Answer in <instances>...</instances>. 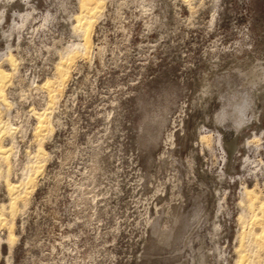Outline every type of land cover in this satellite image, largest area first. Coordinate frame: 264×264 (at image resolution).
Instances as JSON below:
<instances>
[{
	"label": "rangeland",
	"instance_id": "374dc122",
	"mask_svg": "<svg viewBox=\"0 0 264 264\" xmlns=\"http://www.w3.org/2000/svg\"><path fill=\"white\" fill-rule=\"evenodd\" d=\"M78 13L79 0H0L9 177L39 140L46 152L0 223V264H237L243 190L264 198V0H104L35 136L42 84L82 42Z\"/></svg>",
	"mask_w": 264,
	"mask_h": 264
},
{
	"label": "bare ground",
	"instance_id": "6f19581e",
	"mask_svg": "<svg viewBox=\"0 0 264 264\" xmlns=\"http://www.w3.org/2000/svg\"><path fill=\"white\" fill-rule=\"evenodd\" d=\"M104 0H79V13L75 15L74 29L82 36V42L77 43L69 48L61 60L57 62L55 77H49L42 84L48 92L49 103L46 104L44 110L35 111L36 118L35 136H41L46 131L50 122L47 120L48 111L51 104L60 96L61 89L65 85V80L69 74V67L76 58L82 54L88 55L92 46V30L96 17L103 9ZM62 55V54H60ZM7 61L11 64V71L0 65V111L2 112L9 105V101L5 97V85L8 82L10 74L15 71L16 60L14 56L8 53ZM53 110V109H52ZM14 129L8 121H4L0 117V139L4 134H10ZM50 131V130H49ZM47 137V136H46ZM202 138H206L204 135ZM41 139V138H40ZM42 141V140H41ZM40 140L37 144L36 152L32 155L31 163L26 167L25 174L18 181H14L9 177L10 170V154L9 145H5L0 141V178H3L9 195L7 205L0 204V223L8 220L7 217H13L19 202L26 199L27 194L34 187V179L41 171L45 160V149ZM243 198L241 204L248 211V222H244L245 216L240 215V220L247 227L242 230L243 237L248 241L247 249L244 250V244L239 245L236 249L239 259L237 264H262L264 262V198L260 196V191L256 188H247L243 190ZM243 215V216H242ZM7 222V221H6ZM3 224H9V223ZM2 224V225H3ZM1 225V224H0ZM10 239V238H9ZM12 239V238H11ZM1 243V240H0Z\"/></svg>",
	"mask_w": 264,
	"mask_h": 264
}]
</instances>
